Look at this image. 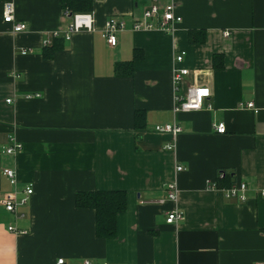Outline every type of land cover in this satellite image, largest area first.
Instances as JSON below:
<instances>
[{"label":"crops","instance_id":"1","mask_svg":"<svg viewBox=\"0 0 264 264\" xmlns=\"http://www.w3.org/2000/svg\"><path fill=\"white\" fill-rule=\"evenodd\" d=\"M152 1L94 0L92 30L65 40L52 35L70 22L60 0H0V264H264V0H168L181 17L173 32L130 30ZM6 2L25 30L3 22ZM110 16L127 23L112 47L102 32ZM190 31L204 32V41L192 42ZM136 50L133 73L117 75L115 63ZM181 51V93L206 86L210 107L174 115L171 75ZM173 121L181 128L174 139L154 131ZM14 141L21 149L4 153ZM3 168L15 171V187ZM220 169L247 184L244 202L211 187ZM26 186L27 204L17 216L6 212L3 194ZM92 190L126 192L112 238L97 237L92 208L75 206L76 192ZM173 209L183 217L168 224Z\"/></svg>","mask_w":264,"mask_h":264},{"label":"built area","instance_id":"2","mask_svg":"<svg viewBox=\"0 0 264 264\" xmlns=\"http://www.w3.org/2000/svg\"><path fill=\"white\" fill-rule=\"evenodd\" d=\"M65 15L69 16L70 22L66 29L53 31V37L62 36L63 39L69 40L72 33L79 30H92L93 15L89 12H78L69 13L67 10L64 11ZM181 21V17L175 13L174 5L172 1L168 0H153L147 7H145L139 18L134 19L129 29L132 31L141 30H152L158 29L162 32H173L175 25ZM3 22L10 24L12 32H19L26 29V24L23 22L16 21L14 17V7L11 2H6L3 5ZM127 29V23L124 19L116 16L108 17L102 26V32L105 42L108 46H115L116 44V34L118 32ZM223 37H228L229 32L224 31L222 33ZM50 42L48 40L43 41V46H47ZM29 50H22L21 54L28 53ZM184 52L174 56V65L172 68V87H173V105L172 113L175 115L178 112H186L191 110H200L202 108H209L210 105H205V100L210 96V90L206 86H193L188 87L184 93H181V83L183 78L188 74V69L186 67L180 66L183 62ZM38 96V94H36ZM28 97V96H26ZM6 102H10V99H6ZM243 106V105H242ZM245 108H254L253 102H246L244 104ZM215 132L223 133L225 132V125L223 122H219L214 125ZM154 131L161 134H168L173 139L181 132L179 125L173 121L171 123L159 124L154 127ZM21 144L14 141L11 146L3 148V152L7 154H14L21 149ZM166 149L172 148L170 144L164 146ZM177 170H181L182 167L177 166ZM1 174L5 176L9 184L15 187L17 183V177L15 171L11 168H3ZM218 174L217 176H221ZM211 187L218 189L222 192L223 196L227 200H235L237 202H244L246 200V191L248 186L244 181H235L231 186L224 188H217L216 183L211 184ZM167 197L170 200H175L177 195V188L175 183H168L166 186ZM32 193L31 186H26L21 191H12L3 194L1 198V204L3 205L6 212L17 216L20 207L27 204L29 196ZM258 193L260 196H264V189H259ZM162 201V200H161ZM23 216V213H20ZM183 217L181 211L173 209L165 214V222L168 224L177 223ZM7 230L20 233L22 232L14 225H8ZM55 264H65L63 258H57ZM78 264H91L90 260L84 259ZM262 264V263H255Z\"/></svg>","mask_w":264,"mask_h":264},{"label":"trees","instance_id":"3","mask_svg":"<svg viewBox=\"0 0 264 264\" xmlns=\"http://www.w3.org/2000/svg\"><path fill=\"white\" fill-rule=\"evenodd\" d=\"M94 0H60L63 10L69 13L89 12L93 8ZM137 2L139 0H133ZM189 38L192 42H203L205 33L202 31H190ZM140 52L135 51L129 61L116 62L114 66L117 75H131L133 73V62L140 58ZM222 56H213V65L217 68L222 67ZM144 113L140 110L134 112V129L141 132L144 129ZM217 188L231 186L234 180L232 172L218 170ZM75 206L78 208H92L95 213V233L100 238H112L115 236L117 215L126 208V192L124 190H92L78 191L74 197Z\"/></svg>","mask_w":264,"mask_h":264}]
</instances>
